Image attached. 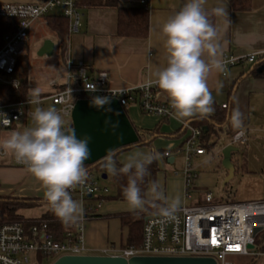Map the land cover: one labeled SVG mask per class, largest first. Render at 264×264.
<instances>
[{"label": "built area", "instance_id": "1", "mask_svg": "<svg viewBox=\"0 0 264 264\" xmlns=\"http://www.w3.org/2000/svg\"><path fill=\"white\" fill-rule=\"evenodd\" d=\"M81 0H43L37 4H0V18L15 19L16 29L3 37L0 46V84L18 91L21 85L17 73L18 59L29 48L30 30L40 20L52 15H61L71 21L70 29L77 31L81 23L78 5ZM149 0H140L147 7ZM264 62V52H254L243 57L225 54L222 58L224 75L228 69L242 62ZM65 84L58 80L50 82L52 92L39 95V104L31 103L32 96L26 100L0 106V129L14 126L24 128L33 126L31 114L36 107L57 109L63 119H71L72 111L78 100H90L94 96H108L119 101L127 108L136 106L146 115L168 118L172 108L159 103L155 92L159 88L154 82L127 89H115L109 84L107 72L90 76L83 62L74 63L68 58L65 63ZM96 86V91L87 90L86 86ZM60 88H57V87ZM224 108L227 104L223 105ZM66 127V124H65ZM189 136L182 146L164 152V158L183 155L185 189L187 197L197 178L194 159L207 154L201 146L202 129L185 125ZM247 142V133L239 130L230 138V145L242 148ZM11 155L14 165L26 167L18 162L12 152L0 148V156ZM73 199L81 202L84 214L81 220L71 225L62 240L56 239L50 229V223L43 219L28 222H13L0 226V264H28L32 258L47 257L54 262L63 256H105L122 257L129 260L134 257H192L211 258L216 264H231V256H249L254 259L264 258V248L257 249L253 236L255 228L264 230V201L214 203L212 193L205 194V204L181 206L174 220H162L153 212L145 216L142 241L137 246L107 248L97 255H88L84 247L85 224L101 208L108 189L101 185L100 179L88 171V178L83 185L70 189ZM250 245L254 248L249 249Z\"/></svg>", "mask_w": 264, "mask_h": 264}, {"label": "crops", "instance_id": "2", "mask_svg": "<svg viewBox=\"0 0 264 264\" xmlns=\"http://www.w3.org/2000/svg\"><path fill=\"white\" fill-rule=\"evenodd\" d=\"M41 1L43 0H0V4L29 5ZM185 2L186 0H149L146 8L149 11L150 32L145 39L119 37L117 34L118 12L114 8L80 7V27L77 31L71 32V21L69 20V33L64 39L63 50L58 46L54 34L52 37L45 38L38 47L40 50L44 41L50 39L54 43V50L62 54V66L57 72L58 75L49 81V88H51L50 82L53 80H58L60 84L65 82V63L68 58L74 63L83 62L90 76H94L99 72H107L109 84L115 89H127L154 82L155 77L153 74L167 64V52L164 47L165 37L161 32V26L171 15L179 11ZM231 2L232 0H207L204 5L207 12H212V9L216 7H224L227 12L226 16L214 14V26L219 31L221 44L219 58L222 61L227 53L243 57L254 52H264V0H250L251 6L248 11L233 10ZM121 5L123 7L142 6L140 0L123 1ZM42 21L46 24L45 19L37 21L30 30V36L35 26ZM257 62H242L229 68L226 75H224V71L213 70L208 79V87L213 97L212 107L215 111L207 117L223 112V105L225 104H227L226 110L233 106V112L238 108L243 113L241 127L236 128L231 123L233 129L244 130L248 136L246 144L242 147L243 149H240V152L243 151L241 169L247 172L260 173L261 178L264 179V163L259 168H256V166L251 167L253 163H250V157H248L255 148H261L262 141H260L259 135L264 134V77H257L255 75L257 72L253 71ZM51 92L52 88L50 92H40V95L46 96ZM155 96L159 103L170 105L168 98L160 90L155 92ZM126 111L131 122L138 129L154 130L158 127L159 131L157 135L151 138L152 142L149 146L125 150L113 158L116 163L123 165L130 155L137 152L147 153L146 149L154 152L157 150L164 157L163 153L165 151L174 150L185 143L189 136V131L185 128V125H190V123L199 119L180 120L175 117L173 111L170 117L159 118L143 114L136 106H129ZM227 130L224 128L219 132L216 143L220 141L221 135H229ZM13 131H22V129L18 126L6 130L0 129V140L8 137ZM250 133H253L256 138L250 139ZM230 138L231 136L228 142L218 145L214 157L223 158L222 150L230 145ZM142 139L148 141L149 137L144 136ZM206 156L207 154L200 156L199 159L201 160ZM164 159L166 164L175 165V163H168L169 159ZM208 161L209 159H206L199 163L198 167L196 166L197 178L194 180L190 191L193 189L194 192L198 193L201 189L213 188L217 184L218 173L199 170ZM231 161L235 167V174L237 170L234 153ZM165 170L167 172L161 173L163 171L160 168L161 172L157 174L156 182L159 183L166 196L179 195L181 206H187V201L193 198L190 192V196L187 197L183 169L169 168ZM227 175L228 172L225 176ZM0 197L45 199L44 189L40 183L32 176L27 167L14 165L9 154L5 157L0 156ZM129 212L132 211H129L126 201L103 202L101 208L96 211V215L85 224L84 247L88 255H97L100 251L110 247H125L122 244L116 245V240L110 230V216L118 218L119 214ZM70 228L71 225H66V229Z\"/></svg>", "mask_w": 264, "mask_h": 264}, {"label": "clouds", "instance_id": "3", "mask_svg": "<svg viewBox=\"0 0 264 264\" xmlns=\"http://www.w3.org/2000/svg\"><path fill=\"white\" fill-rule=\"evenodd\" d=\"M207 0H186L179 11L171 15L161 26L165 37L167 64L153 75L155 85L166 95L177 119H203L213 113L214 101L209 91L208 79L213 70L223 71L219 31L209 19L204 5ZM217 16H226L224 7L212 9ZM95 92L96 86H86ZM39 88L31 90V103L39 104ZM91 106L105 108L111 104L108 96H94ZM105 111H112L110 107ZM118 115V113H117ZM33 126L23 131H13L0 140V148L12 152L15 159L26 165L28 171L44 189L50 210L66 225L82 219L83 204L73 199L70 189L83 185L88 178L85 161L91 156V137L78 138L73 127H65L61 113L55 108L36 107L31 114ZM234 127L243 123V113L237 108L230 116ZM113 129L118 121H106ZM122 139V137H121ZM105 167L116 176L127 175V185L122 195L129 211L151 210L162 220H174L181 207V197H168L158 182H151L142 193L140 185L148 172V166L158 154L154 151L130 155L122 168L116 167L113 150H107Z\"/></svg>", "mask_w": 264, "mask_h": 264}, {"label": "trees", "instance_id": "4", "mask_svg": "<svg viewBox=\"0 0 264 264\" xmlns=\"http://www.w3.org/2000/svg\"><path fill=\"white\" fill-rule=\"evenodd\" d=\"M123 1L128 0H81L78 7L87 8H114L118 12V30L117 34L121 38H147L150 32V20L149 11L144 6L140 7H123L121 4ZM232 9L237 11H248L250 10V0H232ZM209 13V19L214 26V13ZM46 26L48 29L56 35L57 43L60 49L64 48V39L69 33V19L62 16H49L45 19ZM17 22L10 18H0V46L3 44V37L7 33H11L16 29ZM29 52L18 59L17 72L20 71L21 65L24 61H28ZM261 62V61H260ZM257 62L254 65L253 71H256L261 64ZM257 77H264L263 75L255 74ZM21 79V85L18 91L13 90L11 87L0 84V106L6 104H12L20 101H24L30 95V87L28 84V75L26 72H19ZM126 110V108H125ZM233 113V106L230 109L224 108L223 112L217 113L212 117H206L203 119H197L190 123L194 128H200L202 131L206 129V133H202L201 136V146H203L207 151L212 150L215 146L217 139L219 137V132L228 129L227 132L230 136L238 132L240 129H233L231 125L230 116ZM133 124V123H132ZM72 122L66 126L72 127ZM134 126V124H133ZM138 136L139 141L135 145L121 148L113 153V158L125 150L140 146H149L151 138L158 134L159 128L156 127L154 130H140L137 126L134 127ZM146 136L149 140H143L142 138ZM215 140V141H213ZM164 156V153H163ZM88 169V166H85ZM116 167L122 168L123 164L116 163ZM98 168L101 171H108L105 167V160L98 163L93 169ZM92 172V170H90ZM149 175L144 179V182L140 185L142 193L146 192L149 184L153 181L156 182L157 174L160 171L157 159L148 166ZM107 175V174H105ZM113 176V175H112ZM116 185V192L112 196H102L100 198L106 201H125L122 195V189L127 185L128 177L127 175L120 173L113 176ZM42 203H47L46 199H36V198H13V197H0V226L13 223V222H28L32 219L24 218L20 211L27 208H34L40 206ZM48 212H46L40 219L47 220L50 224V229L55 235L56 239L62 240L64 233L68 230L66 225L57 218L54 213L50 210L48 204ZM154 210H149L146 212H129L125 214H119L121 226L127 228L128 230V240L126 246H137L142 241L143 235V224L146 215L152 213ZM255 245L257 249L264 248V230L257 235L255 239ZM40 257V256H39Z\"/></svg>", "mask_w": 264, "mask_h": 264}, {"label": "rangeland", "instance_id": "5", "mask_svg": "<svg viewBox=\"0 0 264 264\" xmlns=\"http://www.w3.org/2000/svg\"><path fill=\"white\" fill-rule=\"evenodd\" d=\"M53 33L48 29L45 22L42 21L33 29L31 38L29 41V59L24 61L21 65L19 72L23 73L27 71L28 81L30 84V91L34 88H39L40 92H50L48 83L52 78L58 75V71L62 66V54H59L56 50L52 56L48 55H39V45L47 37H52ZM19 72L18 75H19ZM61 73V72H60ZM66 126L70 124L71 119H64ZM28 127L30 123L27 122ZM27 128L25 126L22 128V131ZM261 143V148L257 147L252 154H249L250 163H253L251 167L256 166L259 168L263 166L264 163V134L259 135ZM230 135H221L220 141L213 146L211 151L207 152V156L203 159H194V166L198 167V164L202 161L209 159L203 166L199 168L200 171H205L208 173H218L219 178L217 184L213 188L201 189L198 193L194 192L193 189L190 191L192 195L191 200L187 201V206H196L205 204V194L212 193L214 198V203H237V202H255V201H264V179L261 178L260 173L247 172L241 169V164L243 161L242 150L241 152L234 153V159L236 160V170L232 179L226 182L227 176H225L227 170L222 165L223 158L214 157L218 145L228 142ZM248 137V136H247ZM250 139H255V135L250 133ZM262 139V140H261ZM215 141V140H213ZM243 149V148H240ZM262 149V150H261ZM148 152L150 149H146ZM158 154V162L160 168L163 172H167L165 169L175 168V169H184V157L179 155L176 158L175 165L166 164L164 157L155 151ZM248 155V154H247ZM202 157V156H201ZM214 157V158H213ZM263 158V159H262ZM211 159V160H210ZM92 173L95 177L100 179L101 185L108 189V193L103 196H112L116 192V185L113 179V176L108 171H101V169L95 168L92 169ZM107 174V179H102V175ZM48 210V204L42 203L40 206L34 208H27L20 211V214L27 219H36L42 217ZM111 224L110 230L111 234L115 238L116 245L126 246L128 240V230L121 226L118 218L110 216ZM231 264H264L263 258L254 259L249 256H231L229 258ZM54 261L47 257H39L38 260L32 258L28 264H52Z\"/></svg>", "mask_w": 264, "mask_h": 264}, {"label": "water", "instance_id": "6", "mask_svg": "<svg viewBox=\"0 0 264 264\" xmlns=\"http://www.w3.org/2000/svg\"><path fill=\"white\" fill-rule=\"evenodd\" d=\"M54 43L47 39L44 41L39 50V55L52 56L54 53ZM258 75L264 74V62L256 69ZM111 99L110 107L112 111H105V108H97L91 106L90 100H78L75 103L72 111L71 121L72 127L75 129L78 138H83L85 135L91 137L89 148L91 156L85 161V166H88V171L92 170L98 163L104 161V157L108 154L107 150L112 149L113 153L117 150L137 144L139 136L133 126L127 111L114 98ZM118 113V115H117ZM112 122L118 121V128L113 129L110 124H106L107 120ZM206 133V129L203 130ZM122 137V139H121ZM240 152V148L233 145H228L222 150V165L227 170L228 182L234 176L235 167L231 161L232 154ZM174 159L168 160V163H173ZM102 179H107V175L103 174ZM253 236H257L262 232V228L254 229ZM249 249H253L252 245ZM52 264H216L211 258H192V257H134L126 260L122 257H105V256H63Z\"/></svg>", "mask_w": 264, "mask_h": 264}]
</instances>
